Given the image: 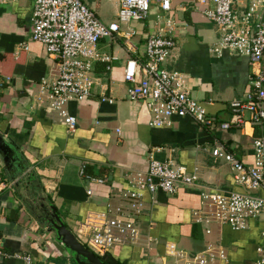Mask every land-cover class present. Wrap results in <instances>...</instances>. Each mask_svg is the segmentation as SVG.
Wrapping results in <instances>:
<instances>
[{
	"label": "crops",
	"instance_id": "0c3cea01",
	"mask_svg": "<svg viewBox=\"0 0 264 264\" xmlns=\"http://www.w3.org/2000/svg\"><path fill=\"white\" fill-rule=\"evenodd\" d=\"M33 1L0 2V136L9 147L6 163L0 155V247L11 255L30 256L31 264H72V257L49 231L45 212L54 209L81 244L78 233L86 215L108 210L114 216L118 209L131 218L141 239L138 246L107 251L100 256L105 264H172L169 245L187 256L216 247L227 257L226 263L218 264H250L261 243V225L252 222L248 230L233 231L211 223L207 234L208 226L197 223L193 213L204 210L203 194L247 193L234 185L229 166L212 157L211 149L219 143L243 165L253 164L252 143L264 138V122L227 130L220 124L231 119L229 103L252 91L249 78L257 67L243 56L213 52L219 31L198 4L181 10L182 0H172L168 13L153 4L145 20L125 24L126 31L133 32L134 51L121 36L98 42L97 53L110 61L92 63L91 77L97 85L91 97L66 105L67 114L76 120L70 132L38 100L41 84L56 78L57 65L42 45L30 41ZM80 1L102 24L114 22L119 0ZM231 1V9L238 13L248 5V0ZM165 18L172 21L175 45L161 67L184 76L186 89L203 106L212 128L188 117L151 127L144 102L127 98L130 85L124 82V67L128 60H145L146 39L159 33ZM260 69L264 70V54ZM102 97L112 103L102 102ZM150 157L183 168L196 180L179 184L173 195L144 191L132 201L127 191L133 190L139 175L145 176ZM81 170L89 179L103 182H91ZM0 264L22 263L10 258Z\"/></svg>",
	"mask_w": 264,
	"mask_h": 264
},
{
	"label": "built area",
	"instance_id": "2783aa9c",
	"mask_svg": "<svg viewBox=\"0 0 264 264\" xmlns=\"http://www.w3.org/2000/svg\"><path fill=\"white\" fill-rule=\"evenodd\" d=\"M3 1L6 0H0ZM192 3L201 7L203 16L219 31V42L213 52L217 55L228 52L243 56L257 67L256 73L249 78L252 91L243 99L229 103L231 119L220 124V129L264 122V70L260 69L264 54V0H248L246 9L241 13L231 9V0H182L179 8L183 10ZM153 4H158L161 11L166 13L172 8V0H119L116 14L118 23L104 25L80 0L33 1L30 41L42 45L49 59L57 65L56 78L49 84H41L38 100L46 104L48 111L54 113L68 131L75 130L76 120L67 114L66 105L91 97L97 85L91 77L92 63L110 61L108 57L97 53L98 42L121 36L125 39L126 47L134 51L135 47L130 42L133 32H121L120 24L145 20ZM172 31V21L166 19L159 33L146 39L145 60L127 61L123 70L124 82L130 85L127 98L144 102L150 112L151 127L169 126L173 118L188 117L199 125L212 128L205 109L186 89L184 76L161 67L175 45ZM22 48L27 49L26 45H22ZM100 100L112 103L103 97ZM252 145L253 164L245 166L222 145L214 144L211 156L223 160L229 166L234 185L247 193L203 194L205 208L202 212L193 213V216L197 223L208 226L205 229L207 234L210 233L208 228L211 223L225 225L233 231H245L252 222H257L261 225V243L255 248L256 256L250 264H264V138L254 139ZM81 175L86 177L82 170ZM86 178L91 182H103ZM195 180L196 177L187 174L185 169L150 157L145 176L139 175L133 181V190L127 191V198L138 200L144 191L173 195L179 184L191 185ZM252 193H262L263 196ZM87 195H91L89 190ZM78 235L86 240L89 249L98 256L105 255L114 247L138 246L141 239L131 218H124L118 209L114 216L108 210L89 213ZM150 242L148 239L146 244ZM167 252L173 258L172 264L227 262L226 254L216 247H207L194 256H187L169 245ZM10 258L22 264H31L32 261L28 255H11L0 247V260Z\"/></svg>",
	"mask_w": 264,
	"mask_h": 264
},
{
	"label": "water",
	"instance_id": "95a60500",
	"mask_svg": "<svg viewBox=\"0 0 264 264\" xmlns=\"http://www.w3.org/2000/svg\"><path fill=\"white\" fill-rule=\"evenodd\" d=\"M9 149L8 144L0 136V155L6 163V151ZM45 222L49 226V231L55 233L57 239L64 247L65 251L70 254L75 264H104L89 249L85 248L78 242L75 236L65 227L54 209L45 212Z\"/></svg>",
	"mask_w": 264,
	"mask_h": 264
},
{
	"label": "rangeland",
	"instance_id": "374dc122",
	"mask_svg": "<svg viewBox=\"0 0 264 264\" xmlns=\"http://www.w3.org/2000/svg\"><path fill=\"white\" fill-rule=\"evenodd\" d=\"M109 15L111 14V16H112V14H113V10H112V8H111V10H110V12L108 13ZM166 19V18H165ZM165 21V20H164ZM114 23H118V20H117V17L115 18L114 17ZM120 28H121V31H126L127 29V26L125 25V24H120ZM96 51H97V49H96ZM260 230H258V232H259ZM81 240H80V242H81V244H85L87 247H89L88 245H87V243H86V240L83 238V237H81L80 238ZM113 250V248L112 249H109L108 251H112ZM69 254V253H68ZM70 255V254H69ZM71 262H72V259H71ZM73 264V263H72Z\"/></svg>",
	"mask_w": 264,
	"mask_h": 264
},
{
	"label": "trees",
	"instance_id": "16d2710c",
	"mask_svg": "<svg viewBox=\"0 0 264 264\" xmlns=\"http://www.w3.org/2000/svg\"><path fill=\"white\" fill-rule=\"evenodd\" d=\"M97 257L105 264V262L103 261L102 257H100V256H97ZM72 263L75 264L73 260H72Z\"/></svg>",
	"mask_w": 264,
	"mask_h": 264
}]
</instances>
